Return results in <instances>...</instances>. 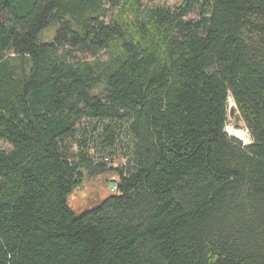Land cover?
<instances>
[{"label":"trees","instance_id":"trees-1","mask_svg":"<svg viewBox=\"0 0 264 264\" xmlns=\"http://www.w3.org/2000/svg\"><path fill=\"white\" fill-rule=\"evenodd\" d=\"M156 1L0 0V264H264V0ZM102 122L133 166L76 216Z\"/></svg>","mask_w":264,"mask_h":264},{"label":"rangeland","instance_id":"rangeland-1","mask_svg":"<svg viewBox=\"0 0 264 264\" xmlns=\"http://www.w3.org/2000/svg\"><path fill=\"white\" fill-rule=\"evenodd\" d=\"M179 0H157L153 6L174 7ZM196 18L195 15L192 16ZM53 30L45 31L42 35V40L48 42L53 37ZM235 108L232 100H229V110ZM106 122L101 124L86 123L83 126L81 134L88 132L91 139L89 143V155L94 159L95 163L102 165L107 170L96 176H88L84 174L81 185L74 189V191L67 198V206L78 216L86 211L97 207L105 198L115 196L113 191L115 181H117L116 171H125L133 166V141L128 134V126L120 125L116 130L115 145L111 149H104L97 142L100 140L99 136L103 131ZM225 133L229 138H234L241 142L242 146L251 144L249 134L244 123L240 119L228 115V122L225 128ZM0 147L7 146L0 143ZM78 142H72L69 146L70 157L72 159L78 153Z\"/></svg>","mask_w":264,"mask_h":264},{"label":"built area","instance_id":"built-area-1","mask_svg":"<svg viewBox=\"0 0 264 264\" xmlns=\"http://www.w3.org/2000/svg\"><path fill=\"white\" fill-rule=\"evenodd\" d=\"M113 191H115V192H116V191H117V189L114 187Z\"/></svg>","mask_w":264,"mask_h":264}]
</instances>
